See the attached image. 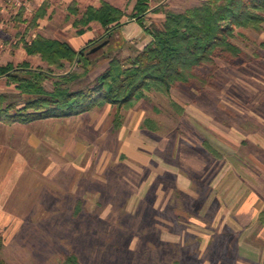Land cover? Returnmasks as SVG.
Segmentation results:
<instances>
[{
    "label": "rangeland",
    "instance_id": "obj_1",
    "mask_svg": "<svg viewBox=\"0 0 264 264\" xmlns=\"http://www.w3.org/2000/svg\"><path fill=\"white\" fill-rule=\"evenodd\" d=\"M45 1L49 3L46 17L39 22L38 28H29L30 22ZM73 1L79 3L82 12L89 6L99 7L102 1H106L126 13L124 20H131L129 16L136 3V0ZM150 1L151 10L145 20L147 28L163 25L165 14L162 11L184 13L206 0ZM19 2L16 5L0 0V65L14 63L18 66L28 62L33 70L46 71L47 63L40 56H29L23 48V40L31 41L35 35L41 34L52 40L82 41L83 38L77 35L78 29L73 26L75 19L69 15L68 8L72 2ZM22 9L25 11L22 21L19 22ZM98 25L92 24L89 34L99 42L96 47L104 42L115 44L121 37L125 39L122 29L120 33L115 32L108 36ZM86 42L78 49L86 47ZM233 42L242 52L240 58L231 61L219 59L216 70L210 67L199 70V78L209 80L210 85L203 84L202 80L190 85H180L173 90L174 98L181 104L194 103L207 115L208 127L205 122L196 123L191 118L185 120V116L174 109L169 97L151 93L144 103V109H147L145 119H149L148 125L143 124L142 131L145 136L149 139H156L157 135L181 139L187 132L199 145L214 127L234 126L238 129L264 132V27L259 31L238 29ZM115 50L116 48L104 47L92 52V55L99 59L107 52L115 54ZM137 50L136 43H126L120 56L133 57ZM105 63L100 58L89 77L75 83L73 88H86L102 73ZM53 71L51 79L45 83L48 92L54 90L55 80L73 72L80 73L82 69L78 65L67 63L64 69L54 68ZM212 77L214 78L211 79ZM6 83L4 78H0V93L20 97L15 86L9 87ZM82 115L80 118L44 122L49 125L46 129L49 133L43 134L49 140L46 144L41 139L36 141L34 137H40L39 128L33 130L32 135L30 134L32 138L25 139L26 141H18L19 137H16L15 146L18 150H30L33 169L41 165L43 168L44 163L49 165L51 161L62 166L60 178L63 183V196L58 197L60 204L57 205L44 200L37 204L43 198L42 192L47 187L55 190L56 181H44L32 169L17 182L11 206L31 210L17 213L25 224L22 228H16L15 238L3 253L8 264H64L66 257L71 254L76 255L81 264H201L195 257L199 247L196 242L174 244L176 252L165 242H152L157 235L151 226L155 221L153 218L159 216L168 220L174 215L169 208L173 204H168L167 179L165 178L167 182H164V186L161 185L163 196L160 197V205H166V209L156 214L152 209L153 205H157V197L155 186H151V160L144 163L141 161L138 166L142 169L140 173H136L130 158L121 151L118 138L111 133V120L108 118L102 127L95 129L94 120L99 119L101 114L96 112ZM188 124L193 126L192 129ZM56 125L62 131L59 137V131H52ZM158 127L160 132L153 131ZM73 128L81 129L76 142V133L71 131ZM15 133L17 136L21 134L17 131ZM3 134L6 133L0 131V140H3ZM115 134L117 136V132ZM6 144L8 145L7 142L4 145ZM247 148L245 149L251 154L264 161V152L260 148ZM198 149L200 150L199 146ZM140 152L143 158L151 157V153L147 151ZM87 197L91 200L77 210L78 199L87 200ZM190 202L186 200V206ZM211 248L209 250L212 252L216 250L215 245H211Z\"/></svg>",
    "mask_w": 264,
    "mask_h": 264
},
{
    "label": "crops",
    "instance_id": "obj_2",
    "mask_svg": "<svg viewBox=\"0 0 264 264\" xmlns=\"http://www.w3.org/2000/svg\"><path fill=\"white\" fill-rule=\"evenodd\" d=\"M122 23L124 24L122 34L126 43H136L137 52L143 50L152 41V36L146 28L135 19L123 20ZM100 28L104 33L105 30L101 26ZM90 32L91 29L83 35L77 32V35L83 38L82 41L75 39V41H67L73 48L79 50L78 47L83 46L84 42L87 41L85 45L87 46L89 42L96 40L90 37ZM105 61L102 73L109 67L110 62ZM169 98L179 106L182 111L179 114L182 113L185 120L191 118L196 123L205 122L208 127L207 115L194 103L181 104L174 98L173 91ZM147 100L124 112L119 128L116 125L117 108L112 105L96 108L87 114L96 112L101 114L99 119L94 120L95 124L92 122L95 129L102 127L108 118L111 120H109L112 124L111 133L118 138L121 151L130 158L136 173H140L142 169L138 166L141 161L144 163L151 160L150 170L153 175L151 186H155L157 197V205H153L152 209L156 214L166 209V205L163 207L160 205V197L163 196L161 185L164 186V182H169V202H167L173 204V207L169 208L174 215L168 220H163L159 216L153 218L155 221L151 226L157 235L152 242L157 244L165 242L173 250H175L174 244L196 242L199 247L195 257L201 261V264H264V161L245 149L257 147L264 152V132L255 129H238L234 126L214 127L208 131L210 135H205V139L199 145L187 132L181 136V139L159 135L157 137L162 139H149L142 131L143 124L148 125L149 120L145 119L147 109H144V103ZM74 117L80 118L81 115ZM67 119L69 118L47 119L29 124L0 123V131L6 133L2 135L3 140H0V257L7 264L8 261L3 255L6 246L15 238L16 228H22L25 224L17 213L31 210L11 206L17 182L32 169L44 178V181H56L55 190L47 187L42 192L43 198L37 204L50 201L53 205H57L60 204L58 197L63 196V183L60 178L62 166L56 161H51L49 165L44 163L43 168L41 165L33 169L30 150H18L15 146L16 137H19L18 141L28 140L32 138L30 136L32 131L39 128L40 137L36 135L34 137L36 141L39 142L41 139L46 144L49 140L43 134L49 133L46 130L49 125L47 123L45 125L44 122ZM188 125L192 129L193 126ZM56 127L57 125L52 131H59V137L62 131ZM16 131L21 134L17 136ZM71 131L76 133L74 140L76 142L78 131L81 129L73 128ZM153 131L160 132V128H155ZM5 141L8 145H4ZM11 142L12 146H10ZM140 151L151 153V157L143 158L140 156ZM204 190L206 192L203 193ZM48 197L52 198L48 199ZM87 198L82 201L78 199L77 210L91 200ZM186 200L191 201L190 205L186 206ZM211 245H215L216 248L213 252ZM213 260L216 262L214 263Z\"/></svg>",
    "mask_w": 264,
    "mask_h": 264
},
{
    "label": "trees",
    "instance_id": "obj_3",
    "mask_svg": "<svg viewBox=\"0 0 264 264\" xmlns=\"http://www.w3.org/2000/svg\"><path fill=\"white\" fill-rule=\"evenodd\" d=\"M48 5L45 1L29 28H38L47 15ZM150 10V0H136L129 16L152 36V41L133 57L120 56L126 44L122 37L115 44L105 46L116 48L115 54L107 52L99 59L91 52L99 44L96 40L80 50L66 41L48 39L41 34L31 41L23 40L26 53L40 56L48 69L33 70L28 62L18 66L14 63L0 65V78L20 93V97L0 93V123L29 124L64 119L112 105L117 108L116 125L119 128L123 113L147 100L149 94L171 97L172 91L180 85L202 82L198 76L200 69L216 70L219 59L240 58L242 52L233 42L238 29L259 31L264 27V0H206L184 13L162 11L165 14L163 25L147 28L145 20ZM24 11L21 10L19 22ZM68 11L75 19L73 26L79 35L91 29L92 24H99L108 36L120 33L126 17L124 11L106 1L99 7L89 6L84 12L79 3L73 1ZM100 58L108 60L109 67L86 88L75 90L73 85L88 78ZM67 63L80 66L82 72L58 78L54 81V90L48 92L45 83L51 79L53 69L62 70ZM209 82L203 80V84L210 85ZM172 105L182 112L176 103L172 102ZM0 264L7 263L0 257ZM64 264L81 263L71 254Z\"/></svg>",
    "mask_w": 264,
    "mask_h": 264
},
{
    "label": "water",
    "instance_id": "obj_4",
    "mask_svg": "<svg viewBox=\"0 0 264 264\" xmlns=\"http://www.w3.org/2000/svg\"><path fill=\"white\" fill-rule=\"evenodd\" d=\"M106 45H108V42H104L101 45H99L98 47H96L95 49H93L92 52H97L98 50L104 48Z\"/></svg>",
    "mask_w": 264,
    "mask_h": 264
},
{
    "label": "built area",
    "instance_id": "obj_5",
    "mask_svg": "<svg viewBox=\"0 0 264 264\" xmlns=\"http://www.w3.org/2000/svg\"><path fill=\"white\" fill-rule=\"evenodd\" d=\"M8 3H14V4H19V0H6Z\"/></svg>",
    "mask_w": 264,
    "mask_h": 264
}]
</instances>
